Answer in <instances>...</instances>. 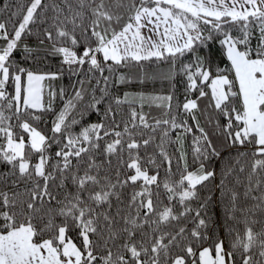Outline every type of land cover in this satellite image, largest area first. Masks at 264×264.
Here are the masks:
<instances>
[{
	"label": "snow or ice",
	"instance_id": "obj_1",
	"mask_svg": "<svg viewBox=\"0 0 264 264\" xmlns=\"http://www.w3.org/2000/svg\"><path fill=\"white\" fill-rule=\"evenodd\" d=\"M0 264H264V0H2Z\"/></svg>",
	"mask_w": 264,
	"mask_h": 264
},
{
	"label": "trees",
	"instance_id": "obj_2",
	"mask_svg": "<svg viewBox=\"0 0 264 264\" xmlns=\"http://www.w3.org/2000/svg\"><path fill=\"white\" fill-rule=\"evenodd\" d=\"M0 2H2V0H0ZM52 63H55V61L53 60ZM60 83L68 84V76H67V74H65V76L63 77L62 81L60 80ZM157 86H159V82L157 83ZM40 123L43 124L44 121H41Z\"/></svg>",
	"mask_w": 264,
	"mask_h": 264
},
{
	"label": "rangeland",
	"instance_id": "obj_3",
	"mask_svg": "<svg viewBox=\"0 0 264 264\" xmlns=\"http://www.w3.org/2000/svg\"><path fill=\"white\" fill-rule=\"evenodd\" d=\"M146 34H147V32H146ZM60 84H61V83H60V79H58V80L56 81V85H57V87H59Z\"/></svg>",
	"mask_w": 264,
	"mask_h": 264
},
{
	"label": "crops",
	"instance_id": "obj_4",
	"mask_svg": "<svg viewBox=\"0 0 264 264\" xmlns=\"http://www.w3.org/2000/svg\"><path fill=\"white\" fill-rule=\"evenodd\" d=\"M145 32H147V30H145Z\"/></svg>",
	"mask_w": 264,
	"mask_h": 264
}]
</instances>
